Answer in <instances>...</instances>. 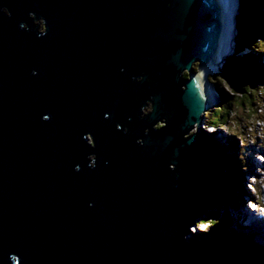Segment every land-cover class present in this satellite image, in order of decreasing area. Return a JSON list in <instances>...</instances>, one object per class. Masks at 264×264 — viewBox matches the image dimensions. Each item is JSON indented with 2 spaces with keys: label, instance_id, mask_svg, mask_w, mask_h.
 <instances>
[{
  "label": "water",
  "instance_id": "obj_1",
  "mask_svg": "<svg viewBox=\"0 0 264 264\" xmlns=\"http://www.w3.org/2000/svg\"><path fill=\"white\" fill-rule=\"evenodd\" d=\"M241 1L264 11L0 0V264H264L229 225L193 230L227 198L204 72L238 57Z\"/></svg>",
  "mask_w": 264,
  "mask_h": 264
},
{
  "label": "trees",
  "instance_id": "obj_2",
  "mask_svg": "<svg viewBox=\"0 0 264 264\" xmlns=\"http://www.w3.org/2000/svg\"><path fill=\"white\" fill-rule=\"evenodd\" d=\"M249 17H253L252 30L249 27ZM242 21H244L243 24L246 25V29L242 28V33H245L246 35H244L245 37L243 36V38H241V43L244 47L255 49L253 53H259V55H261V60V57H264V11L251 13L248 17L246 15L244 17L242 16L240 23ZM233 61L236 63L234 67H231L229 65V60L225 63L220 73L211 77H214V79L218 80V83L216 82L214 84L217 90L221 92L222 96L221 105L217 109H215V111H218L219 109H222L224 111V124L219 123V125L227 126L231 136L233 137V145L238 149V138H243L245 135V129L249 115L256 116L258 118L260 117V114L257 111V103L259 104V97L263 98L264 95L262 94L263 92L258 96L256 95V93L258 92V85L264 81V71L256 70L255 66L258 69L259 64H256V62H254L252 58L251 60H249L247 59V57L245 59L241 57H235V60ZM185 75L187 76V74ZM241 77L242 81L238 83L236 80L240 79ZM227 81L230 83V87L235 92H238L237 94L228 95L227 92L223 90V85L226 84ZM250 85L251 88H255V90L250 89ZM234 111L236 112L234 113ZM263 149L264 148L262 147L259 148L260 151H263ZM249 155L251 154L248 151L247 156L241 155L243 170L251 171V162L249 159ZM222 157L226 165L231 170L230 173L229 170L227 171L225 177V190L228 198L231 199V206H234L242 197L243 193L240 184L236 181L237 175L242 177L244 180L245 177L242 173H240L241 169L239 161L235 154L228 156L222 155ZM261 168L264 169V166H262ZM251 196L254 199L256 198L257 200L261 199L259 193L255 195L252 194ZM220 218L221 214L219 212H216L210 214V220L206 219L205 222L213 221L218 223Z\"/></svg>",
  "mask_w": 264,
  "mask_h": 264
},
{
  "label": "rangeland",
  "instance_id": "obj_3",
  "mask_svg": "<svg viewBox=\"0 0 264 264\" xmlns=\"http://www.w3.org/2000/svg\"><path fill=\"white\" fill-rule=\"evenodd\" d=\"M255 3H257V2H255ZM262 3L264 4V1H262ZM239 6H240V9H239L240 10V14H238V18H239V23L237 25V28H238V31L237 32L238 33H237V35L235 37V39H236V49H235V53L238 54V57L240 56L241 58H244V59L247 57V59L251 60V58H252V60L254 62H256V64H259L258 65V69L255 66L256 70L264 71V57H261V60H260V56L261 55H259V53L258 54L257 53H253L255 51V49H252V48H249V47L245 49V47H242L240 45V43L237 42L240 39L241 36L243 38V36L246 35L245 33H242V28L246 29V25L243 24L244 21H242L240 23V20H241L242 16L243 17L245 16V14L243 13V3H242V1H241V3H240ZM230 15H234V13H231ZM248 20L250 22L249 25L251 26L253 17H249ZM221 47H223V46H221ZM235 64L236 63L232 59H230V64L229 65L231 67H234ZM195 67L198 68L197 65H195ZM214 70H216L215 69V66H214L213 69H210L206 73H208V74L214 73ZM218 73H216V74H218ZM214 75H211V76H214ZM211 76H208L209 80L211 82H213V83H216V82L218 83V80L217 79H214V77L212 78ZM236 81L238 83L241 82L242 81V77L240 79L236 80ZM229 84L230 83L227 81V83L223 85V87H224L223 90L225 92H227L228 95L229 94L230 95L231 94H237L238 92H235L230 87ZM262 84H264V82ZM250 89L255 90V88H251V85H250ZM261 93L264 94V86H262L260 88L259 93L257 92L256 95L257 96L259 94L261 95ZM215 94H216V96L214 97V100L212 102L213 103V107L211 106L212 107L211 108L212 111L211 110L208 111L209 112V119L206 118V121L209 120V124H215V125H219V123L224 124V115H223V112L224 111L222 109H219L218 111H215V109H217L221 105V99H222L221 92L219 90H217L215 92ZM259 98H261V97H259ZM263 109H264V97L261 98V102L259 103V105L257 107L258 113L259 114L261 113L260 114V117L258 118L256 116H250L249 115V117L247 119V125H246V129H245V135L243 137V140L241 139V142H245V141H249V142L246 143V144H242V145L239 143L238 150L233 145V137L230 135V133H228L229 132L227 130L228 128L225 129V127H224L223 130L218 129L220 131V133H221L220 134L221 136L218 135L219 138H221L222 140H224L223 143H220V144H225L226 147H227V149L228 148L230 149V150H227L226 151L227 153H230L231 150H232L234 152L235 156H236L237 151H240V153H241L242 156H247V150H248V152L250 154L253 152L252 149H251V147L249 145H252L251 143L255 142L254 139H257V138H260L261 137V139L259 140L258 143H261L262 144L264 142V110ZM143 110H144V113L150 112L152 110V104L151 103L148 104ZM235 112L236 111H234V113ZM162 125H163V123L162 122H159L156 126L157 127H161ZM208 129L209 128H207V130ZM219 138H216L215 140L219 141ZM251 141H253V142H251ZM236 157L238 158V156H236ZM249 157L252 160V162L250 163L251 164V167H250L251 168V171L254 172V174L256 175V177H254L252 175V178H255L256 181L261 182V184H262L261 186L264 187V169L261 168L262 166L260 168L258 167V163H256V161H255L256 154H253L252 153L251 155H249ZM260 159L263 160V157H260ZM240 173H242V172H240ZM247 175H248V173L246 174V176ZM252 187L249 184H246L244 188L246 190L253 191V188ZM225 200L226 201L224 202V204H222L219 207L217 205L213 209L214 212L215 211L216 212H221V218L219 219V222L216 223V222H213L212 220H211L212 222H205L201 218L198 221L197 226H194V228H193V230L196 232V235L199 236L200 238L206 237L209 233H211L213 227H216L218 224L223 223L222 225H227V226L229 225V227L233 231H235V232L240 231L241 232L240 234L243 235L246 238L248 237V234H250L251 232H253L255 234V236H256V233H259V238H261V242H262L261 245L264 246V232H262L260 230L259 226H254V225L247 226V225H245V224H243L241 222L242 220H240V217L242 215V211L245 210L244 205L240 204V207H239V209L236 212H233V213H230L229 214V212L231 211V208L232 209H234V208L233 207L229 208V204L231 203V199H229V198L226 199L225 198ZM238 204H239V202H237L236 205H238ZM227 218H229V221L228 222H227ZM208 219L209 218H207V220ZM243 222H246V218L244 219ZM246 224H248V223H246ZM213 231L215 232V230H213Z\"/></svg>",
  "mask_w": 264,
  "mask_h": 264
},
{
  "label": "clouds",
  "instance_id": "obj_4",
  "mask_svg": "<svg viewBox=\"0 0 264 264\" xmlns=\"http://www.w3.org/2000/svg\"><path fill=\"white\" fill-rule=\"evenodd\" d=\"M227 1H229L230 2V4H233V5H236L237 6V4L235 3L234 4V2H233V0H227ZM235 1H237V0H235ZM250 23V22H249ZM253 23V22H252ZM249 27H250V25H249ZM252 28H253V26H252ZM252 30V29H251ZM241 46H243L242 45V43H241ZM244 47V46H243ZM246 48H248V47H245V49ZM240 57V56H239ZM264 82V81H263ZM262 82V83H263ZM262 83H260L258 86H259V88H258V93H259V90H260V88L262 87V86H264V84H262ZM262 84V85H261ZM216 96V94H215V92H214V97ZM261 102V98L259 99V103ZM258 103H257V107H258ZM209 113V112H208ZM208 113H207V118L209 117L208 116ZM209 119V118H208ZM206 127L207 128H209L208 129V133H209V135H210V137L213 139V144H214V147L217 149V150H221V156L222 155H224L225 154V156H228V155H232V154H234V152L231 150V152L230 153H227L226 151L227 150H230L229 148L227 149V147H226V145L225 144H220V143H223V141L224 140H222L221 138H219V136H221L220 134V131L218 130V129H220V130H223V128L225 127V129L227 128V126L226 125H224V126H220V125H215V124H209V120H207L206 121ZM228 130V129H227ZM229 131V130H228ZM228 133H230V132H228ZM219 135V136H218ZM231 135V134H230ZM223 137V136H222ZM216 138H219V141H217V140H215ZM241 139L243 140V138H238V145H239V143L242 145V144H246V143H248L249 141H246V142H241ZM261 139V137L260 138H257L256 139V141L255 142H253V143H251L252 145H249L254 151H255V153L254 154H256V156H257V158H259V155L261 156V155H264V149H263V151H260V150H258V152H257V150H256V145L258 144V145H260V146H258V149H259V147H262V148H264V142L261 144V143H258L259 142V140ZM236 148V147H235ZM237 149V148H236ZM238 150V149H237ZM248 151V150H247ZM224 153V154H223ZM236 156H238V161H239V165H240V169H241V172H242V174L244 175V177H245V180L242 178V177H240L239 175H237V178H236V181L240 184V187L242 188V190H243V193H242V197L238 200V202H242V205H244L247 209H248V211H253L252 209H251V207H249V205H248V199L249 198H251L252 200H254V201H259V202H262V195H261V191H262V189H263V186H261L262 184H261V182H258V181H256L255 180V178H252V175L254 176V177H256V175L254 174V172H252V171H249V170H243V165H242V156H241V153H240V151H237V153H236ZM223 158V157H222ZM250 159V162H252V160H251V158H249ZM253 159V158H252ZM224 160V159H223ZM262 160V159H261ZM255 161H257V160H255ZM225 162V161H224ZM257 163V162H256ZM264 163V161L262 160L260 163H258V167L260 168L261 167V164H263ZM226 164V163H225ZM229 170V173L231 172V170L230 169H228ZM227 169H226V174H227V171H228ZM252 172V173H251ZM248 173V175L246 176V174ZM244 184L246 185V184H249L250 186L252 185L253 187V191H251V190H246L244 187ZM248 191V192H247ZM257 193H259V195H261L260 197H261V199L260 200H257L256 198L254 199L251 195L253 194V195H255V194H257ZM227 197H228V195H227ZM231 207H233L234 209H232ZM239 207H240V203L238 204V205H234V206H231V204H229V208H231V211L229 212V214L230 213H233V212H236L238 209H239ZM262 216V215H261ZM262 219V218H261ZM264 220V219H263Z\"/></svg>",
  "mask_w": 264,
  "mask_h": 264
},
{
  "label": "bare ground",
  "instance_id": "obj_5",
  "mask_svg": "<svg viewBox=\"0 0 264 264\" xmlns=\"http://www.w3.org/2000/svg\"><path fill=\"white\" fill-rule=\"evenodd\" d=\"M222 2H224V3H227L226 2V0H221ZM223 3V4H224ZM223 9H224V14H225V21H226V23L224 24V29H223V34H222V46L223 47H221V50H220V54H219V57H218V60L219 59H221V57H220V55H224V53L226 52V49H227V43H228V39L230 38V36H231V32H232V26H233V20H234V15H230L231 13H235V10H233V8H232V6L231 5H223ZM256 37V36H255ZM233 64V63H232ZM214 72H216V70H214ZM206 72H204V77L206 76V74H205ZM212 74H214V73H211V74H208V76H211ZM207 76V77H208ZM207 90H210L209 92H210V94H211V101L213 102V100H214V97H213V95H214V92L211 90V88L210 87H208L207 88ZM264 95V94H263ZM264 110V109H263ZM260 112V111H259ZM261 114V113H260ZM251 134V133H250ZM246 139V138H245ZM258 145V144H257ZM256 145V150H257V152H258V146H260V145H258L257 146ZM260 148V147H259ZM252 149V148H251ZM252 153L254 154L255 153V151L252 149ZM251 153V154H252ZM225 155V154H224ZM260 157H263V160H264V155H259V158H257V156H256V158H255V160H257L256 162L257 163H260L262 160L260 159ZM261 166H263L262 164H261ZM226 169V168H225ZM229 169V168H228ZM258 173V172H257ZM251 187H252V185H251ZM228 198V197H227ZM226 198V199H227ZM226 201V200H225ZM240 204H242V202H240ZM244 208H245V210H243L242 211V215H241V217H240V220H242L241 222L243 223V224H245V225H247V226H251V225H254V226H259V228H260V230L262 231V232H264V220H261V219H257V218H255L253 215H251L250 213H249V211H248V209L244 206ZM253 210V209H252ZM251 216H253L254 217V220H252V218H251ZM246 218V222H243L244 221V219ZM246 223H248V224H246ZM232 230V229H231ZM241 232L240 231H238V232H235V234H240ZM243 236V235H242ZM244 237V236H243ZM246 238V237H245ZM247 240H249V241H252V242H254V244L255 243H258V244H261L262 242H261V238H259V233H256V236H255V234L253 233V232H251L250 234H248V237H247Z\"/></svg>",
  "mask_w": 264,
  "mask_h": 264
},
{
  "label": "built area",
  "instance_id": "obj_6",
  "mask_svg": "<svg viewBox=\"0 0 264 264\" xmlns=\"http://www.w3.org/2000/svg\"><path fill=\"white\" fill-rule=\"evenodd\" d=\"M263 129V128H262ZM254 141H256V139H254ZM246 142V141H245ZM251 142H253V141H251Z\"/></svg>",
  "mask_w": 264,
  "mask_h": 264
},
{
  "label": "snow or ice",
  "instance_id": "obj_7",
  "mask_svg": "<svg viewBox=\"0 0 264 264\" xmlns=\"http://www.w3.org/2000/svg\"><path fill=\"white\" fill-rule=\"evenodd\" d=\"M45 119H47V117H45ZM77 171H78V169H77Z\"/></svg>",
  "mask_w": 264,
  "mask_h": 264
},
{
  "label": "flooded vegetation",
  "instance_id": "obj_8",
  "mask_svg": "<svg viewBox=\"0 0 264 264\" xmlns=\"http://www.w3.org/2000/svg\"><path fill=\"white\" fill-rule=\"evenodd\" d=\"M146 114V113H145Z\"/></svg>",
  "mask_w": 264,
  "mask_h": 264
}]
</instances>
